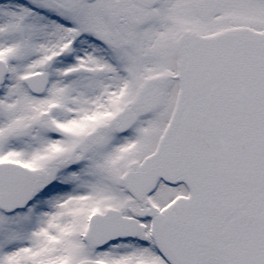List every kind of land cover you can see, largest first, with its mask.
<instances>
[{
  "label": "snow or ice",
  "instance_id": "obj_1",
  "mask_svg": "<svg viewBox=\"0 0 264 264\" xmlns=\"http://www.w3.org/2000/svg\"><path fill=\"white\" fill-rule=\"evenodd\" d=\"M0 264H264V0H0Z\"/></svg>",
  "mask_w": 264,
  "mask_h": 264
}]
</instances>
